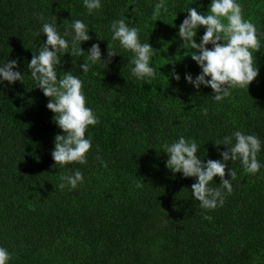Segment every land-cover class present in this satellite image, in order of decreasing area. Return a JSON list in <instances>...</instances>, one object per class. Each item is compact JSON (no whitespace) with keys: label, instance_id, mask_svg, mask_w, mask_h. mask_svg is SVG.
I'll use <instances>...</instances> for the list:
<instances>
[{"label":"trees","instance_id":"trees-1","mask_svg":"<svg viewBox=\"0 0 264 264\" xmlns=\"http://www.w3.org/2000/svg\"><path fill=\"white\" fill-rule=\"evenodd\" d=\"M157 2L102 0L90 15L83 0H0V62L18 60L25 74V83L0 85V246L12 254L10 264H264V150L256 175L229 162L237 172L233 191L214 210L200 208L191 195L195 178L173 173L163 152L164 143L185 136L197 140L206 162L222 158L227 147L218 150L214 141L236 130L264 141V46L253 53L260 74L249 89L233 88L217 102L210 87L198 90L185 79L202 69L179 37L187 8L207 14L211 0H165L167 11L153 19ZM239 2L244 18L264 32V0ZM41 15L57 17L62 35L82 19L92 37L82 48L99 43L105 60L111 24L122 18L158 50L152 84L132 76L133 54L118 42L111 62L86 75L79 64L87 53L61 56L58 76H80L98 120L86 132L93 145L87 165L53 167L55 137L63 131L27 68L47 39ZM204 32L198 30L197 43ZM77 168L85 182L60 188L61 176ZM219 183L217 177L211 186Z\"/></svg>","mask_w":264,"mask_h":264},{"label":"clouds","instance_id":"clouds-1","mask_svg":"<svg viewBox=\"0 0 264 264\" xmlns=\"http://www.w3.org/2000/svg\"><path fill=\"white\" fill-rule=\"evenodd\" d=\"M83 4L91 15L102 7V0H83ZM162 9L167 11L165 0H158L153 19L161 14ZM186 11L188 15L179 25V37L183 40L181 47L191 51L192 59L202 69L195 78L187 73L185 79L188 83L198 90L202 85L210 87L214 93L211 97L217 102L230 95L233 88L249 89L260 74L253 53L260 52L264 46V32H259L251 20L244 18L239 0H211L207 14L192 6ZM39 18L44 21L41 31L47 39L43 41L39 53L34 52L27 68L35 87L51 98L47 107L55 113L54 120L63 131V134L55 137L51 152L55 162L53 167L60 169L77 163L87 165L93 145L90 134L86 135V132L98 120L94 110L87 104L84 82L80 76L74 75L72 71L58 76L57 65L61 64V56L70 53L72 57H77L87 53L85 61L79 64L86 75L93 65H108L111 62V58L118 54L112 42H118L121 49L133 54L130 62L132 76L152 84L158 73L151 61L158 50L149 42L142 43L139 29L130 26L122 18L111 24L112 35L108 59L105 60L99 43L93 44L87 51L82 48L84 42L92 39L88 25L82 19L73 20L62 35L57 28V17L54 16L51 22L42 15ZM201 27L205 28V32L197 43L194 38ZM210 44L211 48L208 47ZM18 69V60L0 62V85L5 81L12 85L17 81L25 83V74ZM171 77L176 81L181 79L175 70ZM214 142L218 150L220 145L226 146L227 150L219 152L221 159H208L206 162L198 155L201 145L195 139L180 136L163 145V152L168 155L167 168L173 173H183L186 178H195L191 195L199 202L201 209L207 210L223 206L226 194L233 191L232 182L236 180L237 172L229 167V162L239 161L246 173L256 175L262 167L258 155L264 150V141L255 134H245L241 130L224 135L222 140ZM226 169L230 179L226 178ZM217 177L220 178V186L212 187L211 182ZM61 181L60 188L74 190L85 182L84 173L77 168L69 175H62ZM11 256L6 247L0 246V264H10Z\"/></svg>","mask_w":264,"mask_h":264}]
</instances>
